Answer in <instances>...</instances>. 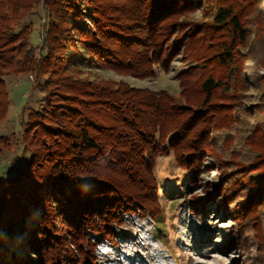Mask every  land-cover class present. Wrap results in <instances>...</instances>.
<instances>
[{"label":"trees","instance_id":"trees-1","mask_svg":"<svg viewBox=\"0 0 264 264\" xmlns=\"http://www.w3.org/2000/svg\"><path fill=\"white\" fill-rule=\"evenodd\" d=\"M17 1L22 2L0 0V83L6 73L31 71L17 70L15 65L20 64L15 56L25 49L9 25L11 10L20 7ZM56 1L72 32L62 29L54 35L62 49L51 53H57L55 60L43 65L57 64L53 70L62 66L65 71L69 65L87 69L92 62L98 68L147 78L154 77L158 68L168 70L181 54L182 61L193 67L178 80L195 77L198 84L192 92L200 102L181 103L166 94L120 87H91L87 92L80 82L70 80L67 86L58 85L59 90L46 95L24 123V149L35 147L30 155L25 153L26 168L0 180V264H100L98 245L127 235L125 216L151 218L161 240L165 229L160 223L163 210L155 157L169 143L176 162L192 173L191 185H197L201 158L214 155L206 147H214L215 137L224 129L213 124L217 108L228 112L229 104L216 107L213 97L224 98L232 87L241 88L240 49L252 43L251 33L264 38L262 0H217L209 13L212 22L206 25L180 21L203 0H125L122 10L110 4L106 8V0ZM217 28L226 31L225 40H215ZM259 63L264 66V61ZM215 65L224 69L220 75ZM257 81L256 94L264 98V80ZM183 88L187 90L185 83ZM6 111L7 106L0 121ZM258 139L261 142L247 147L264 145V134ZM5 141L0 137V144ZM254 171L250 177L258 178L247 193L234 189L229 193L214 184L207 197H191L193 211L206 214L207 205L220 201L216 206L241 229L250 227L255 239H263L264 172ZM239 234L240 229L233 232L230 244Z\"/></svg>","mask_w":264,"mask_h":264},{"label":"rangeland","instance_id":"rangeland-1","mask_svg":"<svg viewBox=\"0 0 264 264\" xmlns=\"http://www.w3.org/2000/svg\"><path fill=\"white\" fill-rule=\"evenodd\" d=\"M21 1H17L20 2L17 11L11 10L13 22H9V25L12 36L20 37L21 46L25 48L15 56L16 62L20 59V64L15 63L17 70L26 68L31 71L6 73L0 83V102L6 101L0 107V116L7 106L3 116L5 118L0 121V137L7 140L6 144H0V180L18 176L24 171L29 159L25 155L28 152V149H24L26 142L23 144L24 123L32 111L39 110L46 101V95L51 96L57 92L58 85L67 86L68 80L80 82L82 89L87 92L92 91L91 87H120L150 94H166L181 103L185 99L200 102V97L192 92L198 80L195 77L178 80L182 73L193 67L182 61L181 54L169 65L168 70L158 68L154 77L147 78L123 74L113 68H98L92 62L87 69L69 65V69L64 68L65 71H62V66L56 71L53 70L54 67L57 68V64L52 65L53 68L48 63L43 65L46 61L55 60L57 53L53 56L51 53L62 49L60 38L54 35L58 31L63 32L62 29L69 30L70 33L71 28L62 21L64 15L56 0ZM216 1L203 0L202 5H197L193 12L182 17L180 21H186L187 24L211 23L209 13L216 7ZM125 2L106 0L105 5L109 9L111 6L113 9L122 10L124 4H127ZM206 5H209V11L205 9ZM262 7L264 10V0ZM57 19L60 22L57 23ZM1 24L4 26L5 23ZM249 35L252 43L247 49H240L241 58L236 63L241 88L232 87L229 94H224V98L217 95L213 97L216 107H226L228 104L230 107L227 106L228 112H224L223 107L217 108L213 124L219 123L224 129L218 134V138L215 137L214 147H206L214 155L211 157L204 154L201 158L203 163L197 185H191L192 173L176 162L169 143H165L163 153L155 157L154 176L163 210L160 223L165 229L160 235L162 239L156 237L159 236L157 223L151 218L125 216L127 227L124 230L127 235L117 238L115 243L104 241L98 245L97 257L100 264H264V237L255 239L252 228L241 229L228 213L216 206L220 201L207 205L206 214H196L190 205L192 196L199 199L207 197L214 184L223 189L227 188L229 193L230 189L237 191V194L247 193V190H251L248 185L258 178L257 175L250 177L256 173L254 170L264 172V145L259 143L256 147H247L250 142H261L258 136L264 134V98L255 91L257 80H264V66L259 63L264 61V38L256 37L255 33ZM214 37L215 40H225L226 31L217 28ZM173 41L174 39L171 43ZM69 48L70 45L66 47L67 50ZM204 54L209 55L205 52ZM213 68L218 75L224 71L218 65ZM184 83L187 90L183 88ZM222 100H225V105H222ZM1 108L5 109L2 113ZM232 116L237 120H232ZM27 143L31 144L30 140ZM32 148L29 155L35 147ZM244 160L246 162L243 163ZM222 178L224 180H219ZM226 178H230L228 183H225ZM235 196L233 194L234 199ZM262 222L264 225V219ZM237 229H240L237 242L230 244L232 234Z\"/></svg>","mask_w":264,"mask_h":264},{"label":"bare ground","instance_id":"bare-ground-1","mask_svg":"<svg viewBox=\"0 0 264 264\" xmlns=\"http://www.w3.org/2000/svg\"><path fill=\"white\" fill-rule=\"evenodd\" d=\"M204 264V263H203Z\"/></svg>","mask_w":264,"mask_h":264}]
</instances>
